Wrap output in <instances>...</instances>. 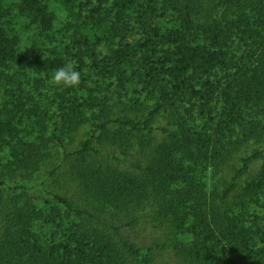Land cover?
<instances>
[{"label":"trees","instance_id":"trees-1","mask_svg":"<svg viewBox=\"0 0 264 264\" xmlns=\"http://www.w3.org/2000/svg\"><path fill=\"white\" fill-rule=\"evenodd\" d=\"M0 264H264V0H0Z\"/></svg>","mask_w":264,"mask_h":264},{"label":"rangeland","instance_id":"rangeland-1","mask_svg":"<svg viewBox=\"0 0 264 264\" xmlns=\"http://www.w3.org/2000/svg\"><path fill=\"white\" fill-rule=\"evenodd\" d=\"M12 28L15 29L16 33L19 35L21 40V46L22 49H26L31 45L32 42H34L35 38V31L31 24V22L28 20V18L25 17L24 14L18 15L12 22ZM157 126H162V124H158ZM137 155H134L133 162H136ZM261 163L256 164L254 167V170L257 171ZM64 182V181H62ZM138 232H134L133 237L143 245L149 243L152 241V236L149 235V232H144L142 228H137Z\"/></svg>","mask_w":264,"mask_h":264},{"label":"clouds","instance_id":"clouds-1","mask_svg":"<svg viewBox=\"0 0 264 264\" xmlns=\"http://www.w3.org/2000/svg\"><path fill=\"white\" fill-rule=\"evenodd\" d=\"M50 83L57 88H75L81 83V74L72 62H67L54 71Z\"/></svg>","mask_w":264,"mask_h":264}]
</instances>
